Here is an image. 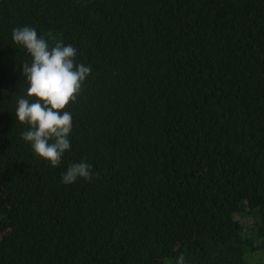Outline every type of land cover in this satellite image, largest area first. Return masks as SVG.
<instances>
[{
	"label": "trees",
	"instance_id": "16d2710c",
	"mask_svg": "<svg viewBox=\"0 0 264 264\" xmlns=\"http://www.w3.org/2000/svg\"><path fill=\"white\" fill-rule=\"evenodd\" d=\"M25 26L91 67L55 168L15 116ZM81 162L92 178L64 184ZM263 250L264 0H0V264H264Z\"/></svg>",
	"mask_w": 264,
	"mask_h": 264
},
{
	"label": "clouds",
	"instance_id": "9594fccd",
	"mask_svg": "<svg viewBox=\"0 0 264 264\" xmlns=\"http://www.w3.org/2000/svg\"><path fill=\"white\" fill-rule=\"evenodd\" d=\"M12 38L30 54L31 63L23 64V75L28 85V98L18 99L15 116L20 124L29 125L23 139L39 158L55 168L63 154L71 147L72 115L65 109L77 99L91 72L90 66L76 64V49L54 41L53 47L31 27L15 28ZM51 141V143H50ZM78 178H92L91 165L72 164L62 174V182L70 185ZM184 264V257L178 258Z\"/></svg>",
	"mask_w": 264,
	"mask_h": 264
},
{
	"label": "rangeland",
	"instance_id": "374dc122",
	"mask_svg": "<svg viewBox=\"0 0 264 264\" xmlns=\"http://www.w3.org/2000/svg\"><path fill=\"white\" fill-rule=\"evenodd\" d=\"M242 224L246 227L249 228L250 223L252 221L251 217H240L239 218ZM264 257V250L261 252L256 253V255L252 258L254 263H259V261Z\"/></svg>",
	"mask_w": 264,
	"mask_h": 264
}]
</instances>
